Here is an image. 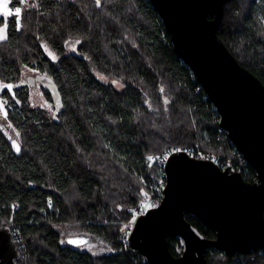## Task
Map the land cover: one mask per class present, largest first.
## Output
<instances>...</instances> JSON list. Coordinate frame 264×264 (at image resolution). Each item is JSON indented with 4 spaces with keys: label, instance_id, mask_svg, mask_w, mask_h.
<instances>
[{
    "label": "trees",
    "instance_id": "trees-1",
    "mask_svg": "<svg viewBox=\"0 0 264 264\" xmlns=\"http://www.w3.org/2000/svg\"><path fill=\"white\" fill-rule=\"evenodd\" d=\"M10 1L15 10L22 0ZM3 24L1 97L21 146L16 151L0 126V228L9 226L5 217L17 203L18 264H147L121 241L122 223L131 220L129 209L146 189L139 179L147 158L171 144L216 152L224 163L241 158L205 90L176 55L150 0H38L19 17L0 18ZM217 34L264 84V0H231ZM68 39L80 40L78 53L65 52ZM25 68L41 77V86L55 84L59 106L52 116L32 106L28 86L7 87ZM97 73L123 87L100 81ZM247 167L244 180L256 182ZM186 220L216 238L194 216ZM66 223L102 241L104 249L67 244L61 235ZM180 242L169 239L175 257L182 254ZM205 264H264V250L229 255L212 249Z\"/></svg>",
    "mask_w": 264,
    "mask_h": 264
},
{
    "label": "water",
    "instance_id": "water-1",
    "mask_svg": "<svg viewBox=\"0 0 264 264\" xmlns=\"http://www.w3.org/2000/svg\"><path fill=\"white\" fill-rule=\"evenodd\" d=\"M231 0H150L171 37L176 55L191 69L216 109L219 126L256 173V182L186 152L172 154L165 166L161 205L142 215L130 236L131 253L147 264H205L217 249L232 255L264 250V84L244 68L218 36ZM194 216L215 239L206 238L186 216ZM170 238H180L179 257ZM73 241L74 243H69ZM97 238H66L73 247ZM20 252L9 226L0 228V264H18Z\"/></svg>",
    "mask_w": 264,
    "mask_h": 264
},
{
    "label": "rangeland",
    "instance_id": "rangeland-1",
    "mask_svg": "<svg viewBox=\"0 0 264 264\" xmlns=\"http://www.w3.org/2000/svg\"><path fill=\"white\" fill-rule=\"evenodd\" d=\"M10 2H11L10 0H0V18H4L5 20H7L13 14L19 17L23 11L27 9L35 8L38 6V0H22L21 5L18 7L20 9V12L19 14H17L16 13L17 8L15 10H12L10 8ZM0 30H4L5 36L7 38V25L6 24L0 25ZM3 40H0V41H3ZM79 44H80L79 39H68L65 42V52L66 53H78ZM41 46L44 50L45 55L50 60L54 62L58 60L59 55L56 54L52 50V48L49 46L47 42H41ZM96 77L100 81L104 83H111L117 88L123 87V84L115 78H109V77H106L98 73L96 74ZM40 78L41 77L35 71L25 68L23 70L21 79L16 84L12 85L11 87H18V86H24V85L28 86L29 91H30V103L32 104V106L45 109L52 116L54 114L55 108L59 106L55 84L53 83V81H49L47 85L41 86L42 83L40 81ZM3 88H4L3 86L0 87L1 90ZM47 93L49 96H47ZM0 126L3 129V131L7 134L8 138L12 141L13 146L15 145L14 149L16 151H19L17 150V148L20 149V146H21L20 136L18 132L7 121L5 100L2 97L0 98ZM171 145L192 148L191 146L184 145V144H171ZM171 145H168V146H171ZM206 152H212V151H206ZM141 194L139 195V197L141 196ZM122 224H123V231H125L127 228V222H123ZM63 226L65 228H61V235L64 240H66V238L71 237V236L80 235L79 231L73 228L71 223H66ZM178 239L181 242L177 246V251L179 253H182L184 250V242L180 238ZM82 248L92 251V252H100L101 250L104 249V245L102 241L98 240L94 243L86 244L82 246Z\"/></svg>",
    "mask_w": 264,
    "mask_h": 264
},
{
    "label": "built area",
    "instance_id": "built-area-1",
    "mask_svg": "<svg viewBox=\"0 0 264 264\" xmlns=\"http://www.w3.org/2000/svg\"><path fill=\"white\" fill-rule=\"evenodd\" d=\"M2 96V90L0 89V97ZM186 152L190 156L197 159L209 160L216 163L222 171L227 169H233L236 172H239L242 176L246 174L249 169L247 165V161L242 157L240 159H230L227 162H223L222 155L215 152H206L199 151L192 148H186L184 146L171 145L165 148L160 154L149 156L146 161V171L140 177L141 183L145 186V190L139 197L138 204L129 209L131 214V220L127 222V228L123 231V236L121 238L124 246L129 247L130 236L133 233V230L136 226L137 220L144 214L148 213L150 210L158 208L162 200L165 196L166 189V172L165 166L169 159V157L177 152ZM47 207L52 209L54 207V201L51 197L47 199ZM12 214L9 217H5V220L9 224L11 228V234L13 239L15 240L17 246L19 244L22 245V235L20 231L15 227V223L13 221V212L17 211L19 205L17 203L12 204ZM45 215L46 211L43 212ZM21 255V254H20ZM143 257V256H142ZM143 262L147 263L145 257H143Z\"/></svg>",
    "mask_w": 264,
    "mask_h": 264
},
{
    "label": "snow or ice",
    "instance_id": "snow-or-ice-1",
    "mask_svg": "<svg viewBox=\"0 0 264 264\" xmlns=\"http://www.w3.org/2000/svg\"><path fill=\"white\" fill-rule=\"evenodd\" d=\"M96 2H97V4H99V3H100V0H96ZM19 12H20V9L17 8V9H16V13L19 14ZM5 38H6V36H5L4 30H0V40H3V39H5ZM7 87H8V88H11L10 85H8ZM14 146H15V145H14ZM17 150H19V149L17 148ZM149 159L151 160V157H149ZM69 243H74V242H73V241H69Z\"/></svg>",
    "mask_w": 264,
    "mask_h": 264
}]
</instances>
